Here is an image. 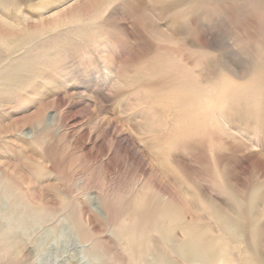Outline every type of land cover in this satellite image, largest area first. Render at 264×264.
Here are the masks:
<instances>
[{
	"label": "rangeland",
	"instance_id": "1",
	"mask_svg": "<svg viewBox=\"0 0 264 264\" xmlns=\"http://www.w3.org/2000/svg\"><path fill=\"white\" fill-rule=\"evenodd\" d=\"M14 7L49 31L0 95V190L46 219L0 264H95L86 240L199 264L191 239L264 264V0H0V18Z\"/></svg>",
	"mask_w": 264,
	"mask_h": 264
},
{
	"label": "bare ground",
	"instance_id": "2",
	"mask_svg": "<svg viewBox=\"0 0 264 264\" xmlns=\"http://www.w3.org/2000/svg\"><path fill=\"white\" fill-rule=\"evenodd\" d=\"M14 9H15L17 18H15L13 22L8 21V20H4L3 18H0V21L2 22L3 26H6V27L9 26L10 30L13 31L8 36H6L5 34H4L5 36L0 35V95L4 94V93L11 92V90L13 89V87L16 86L18 81L21 79L23 80V77H20L19 75L13 74V72H14L13 65L16 62V59L14 57V55L16 53L22 51V53L27 54L28 52H31V49L25 48V46L27 45V41H25L26 37L29 36V40L31 38L30 35L40 38L41 36H44V34L49 31V30L47 31V29H44V27L42 28V26L39 29L31 31L30 29H28L27 22L21 19L20 13L18 11L19 10L18 7L17 8L14 7ZM56 22L54 23V25H51V26L52 27L58 26L59 23H56ZM17 30L19 31V33L17 32ZM34 40H35V38H34ZM31 42H30V44H31ZM33 78H34V76H33ZM13 92L14 91H12V93ZM24 136H26V135H24ZM0 185H2L1 181H0ZM3 188L4 187L2 186L1 190H0V253H3L5 256L11 255L12 257H14L18 254V250L20 249V247H23L24 244H26L25 240L33 232H35L38 228H40L42 224H44L46 218L39 209H36L38 211L34 210V212H32V211L30 212L24 206L23 209L19 210L18 206H20L22 204V200L19 199V202H18L17 201L18 198L17 199L14 198L13 193H8V192H11L10 189L6 193V191L3 190ZM2 197H5V199L7 200V203H5V205H3V202H1ZM225 214H222L219 212V213H216V215H214V216L218 218L219 223L223 227H225V228H227V230H229L232 228V226L236 225V221L232 217H228ZM174 219L176 220V218H174ZM167 225H170V223ZM163 229L165 230V228H163ZM160 233H163V232H160ZM188 233H190V232H188ZM171 237H170V240H171ZM184 237H186V236H184ZM90 239H92V238H90ZM77 240L79 241L80 238H77ZM210 241L212 242V244L219 242V241L216 242L217 240L216 241L210 240ZM87 242L88 241L86 240L83 243L82 242L79 243L80 246L78 248L82 254H86L85 256L92 258L96 262L95 264H122L120 262H112V261H110V259L107 260V258H106L107 256L102 251H100L99 248L95 247V243L94 244H87ZM172 242H174V241H172ZM167 243L168 244L166 246L170 250L169 252H172L171 251V249L173 250L172 243L171 242H167ZM139 246H140V244H139ZM203 247L201 248L199 243H197L193 239L188 240L180 248V253H181L180 258L184 262H191V261L193 262L194 261V262H198L199 264H210L212 261L222 258V254L224 253V249L226 250L225 247L222 248L221 246L217 247V249H214L211 246L209 248H206V249H203ZM141 250L144 251L143 249H141ZM215 250H216V254H215ZM142 253H145V252H142ZM150 253H151V251H150ZM158 253L159 252H157V251L153 254H148V253L139 254L138 253V256L135 254L137 256V258L133 259L132 262H133V264H177L176 260L174 258H172V256L161 255L160 253L159 254ZM76 256H78V255H76ZM121 256H123V255H121ZM116 259H118V258H116ZM11 263H13V262H11ZM124 263H126V262H124Z\"/></svg>",
	"mask_w": 264,
	"mask_h": 264
}]
</instances>
